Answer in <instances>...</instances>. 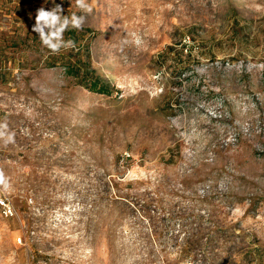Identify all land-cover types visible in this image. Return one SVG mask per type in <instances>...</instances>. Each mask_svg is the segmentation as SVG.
Returning a JSON list of instances; mask_svg holds the SVG:
<instances>
[{
  "label": "rangeland",
  "instance_id": "374dc122",
  "mask_svg": "<svg viewBox=\"0 0 264 264\" xmlns=\"http://www.w3.org/2000/svg\"><path fill=\"white\" fill-rule=\"evenodd\" d=\"M88 3L0 0V264H264V0ZM56 4L108 94L46 66Z\"/></svg>",
  "mask_w": 264,
  "mask_h": 264
},
{
  "label": "clouds",
  "instance_id": "9594fccd",
  "mask_svg": "<svg viewBox=\"0 0 264 264\" xmlns=\"http://www.w3.org/2000/svg\"><path fill=\"white\" fill-rule=\"evenodd\" d=\"M54 3V0H53ZM76 7L84 13L90 14L92 12V5L88 0H75ZM63 8L61 5L56 4L51 10H45L43 7L37 10L35 16V24L32 31L39 36V39L44 47L50 50L51 53L56 54L64 49L75 48V42L72 40L65 41L64 33L70 27L73 29L81 30L86 17L84 15H77L72 13L63 15ZM123 43H131L139 46L142 43L141 37L135 33L131 34L130 40H125ZM15 133L8 131L6 123H0V140L4 144L14 143ZM0 184L4 185L5 190L8 189L9 184L0 170Z\"/></svg>",
  "mask_w": 264,
  "mask_h": 264
},
{
  "label": "trees",
  "instance_id": "16d2710c",
  "mask_svg": "<svg viewBox=\"0 0 264 264\" xmlns=\"http://www.w3.org/2000/svg\"><path fill=\"white\" fill-rule=\"evenodd\" d=\"M75 29L69 28L64 33V40L68 41V38L75 35ZM80 54V49L71 48L64 49L62 48L59 53L53 54L49 52L46 66L55 67L58 65H63L65 70L75 76L77 83L83 87L100 93H109V88L101 84L99 79L94 76V70L91 69L87 64L83 63L81 57L74 58L76 53Z\"/></svg>",
  "mask_w": 264,
  "mask_h": 264
},
{
  "label": "built area",
  "instance_id": "2783aa9c",
  "mask_svg": "<svg viewBox=\"0 0 264 264\" xmlns=\"http://www.w3.org/2000/svg\"><path fill=\"white\" fill-rule=\"evenodd\" d=\"M0 207L7 216H12L14 214V207L8 196L0 195Z\"/></svg>",
  "mask_w": 264,
  "mask_h": 264
}]
</instances>
